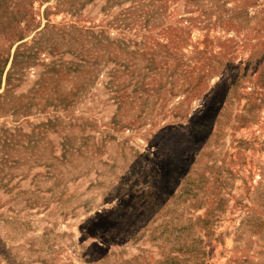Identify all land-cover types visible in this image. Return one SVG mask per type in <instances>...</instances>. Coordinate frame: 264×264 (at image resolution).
<instances>
[{"label": "rangeland", "instance_id": "1", "mask_svg": "<svg viewBox=\"0 0 264 264\" xmlns=\"http://www.w3.org/2000/svg\"><path fill=\"white\" fill-rule=\"evenodd\" d=\"M0 264H264V0H0Z\"/></svg>", "mask_w": 264, "mask_h": 264}]
</instances>
